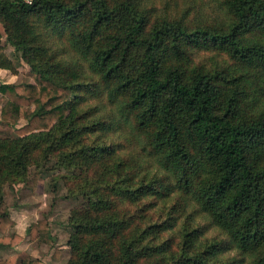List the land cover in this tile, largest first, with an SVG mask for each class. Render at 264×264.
<instances>
[{"label": "trees", "instance_id": "1", "mask_svg": "<svg viewBox=\"0 0 264 264\" xmlns=\"http://www.w3.org/2000/svg\"><path fill=\"white\" fill-rule=\"evenodd\" d=\"M171 3L174 19L156 0H0V68L19 72L6 39L32 80H0L2 115L27 122L0 117V251L54 245L47 219L9 235L3 210L7 185L35 191L42 146L80 172L69 191L88 201L72 212L67 264H264V0ZM195 12L205 23L191 25ZM203 51L231 63L206 69ZM87 94L115 118L90 119ZM19 262L42 264L25 251L4 264Z\"/></svg>", "mask_w": 264, "mask_h": 264}, {"label": "rangeland", "instance_id": "2", "mask_svg": "<svg viewBox=\"0 0 264 264\" xmlns=\"http://www.w3.org/2000/svg\"><path fill=\"white\" fill-rule=\"evenodd\" d=\"M161 1L165 0H156L158 2L159 10L158 13L160 16L169 15L174 19L177 15L181 14V9L174 6L175 4L171 3L170 8L166 10L161 4ZM207 3V1H206ZM205 6V5H203ZM166 11H169L165 14ZM208 13V11H207ZM205 13L197 14L196 12L190 14L188 21L191 25L195 26L199 23H205ZM3 47L5 54L8 58L12 60V63L19 70L17 75H13L10 72L7 73V79L5 77L1 78L2 81H10L15 84L21 83H32L29 76L30 69L27 64L22 62L20 55L15 52L14 48L7 42L6 39H3ZM231 63L230 58L225 54L220 53L219 51H203L198 54L196 58V64L203 66L209 70H216L219 68H224L229 66ZM87 102L85 103L84 109H90V119L93 117H99L103 121H110L115 118L113 111L110 106L105 104L103 98L100 96H94L92 94L86 95ZM5 102L0 103V106L3 107ZM37 111L36 107L27 108L26 112L29 116L33 115ZM2 120L10 125L16 126L17 128L23 127L27 124L26 121L14 120L11 118V115H0ZM111 139L121 140V132L119 130L111 129L110 131ZM121 142V141H120ZM42 146L40 148H34L31 152V162H35L38 157L41 155V177L38 181L35 191L26 184L19 185H7L4 188V208L3 210L10 213V207H23L31 210L30 215L32 214V219H47L51 224L52 236L54 237V247L52 249L47 248L46 246L40 245L39 247H34L35 252H38L40 258H42L46 264H50L48 261L55 259L53 257V251L57 252L60 249L57 260H61L60 264H67L72 257L70 247L68 242L71 238V234L74 232L70 224V218L72 212L77 209H84L88 201L87 199L79 194L71 195L69 189H76L75 177L80 174L77 171H69L67 167L61 166L56 155H50L48 158H44L41 154ZM36 171V167H30L29 173L32 174ZM29 174V175H30ZM29 180V179H28ZM138 207V206H137ZM138 208L141 209L139 206ZM135 207V209H138ZM158 212L156 215H158ZM138 216L143 218L142 211L137 210ZM147 215H151L150 212ZM10 216V215H9ZM152 216V215H151ZM147 220L144 221L142 227H145L149 224ZM166 240V237L161 238L160 242ZM160 242L157 241V245H160ZM55 249V250H54ZM56 260V259H55ZM41 263L42 261L39 260ZM43 264V263H42Z\"/></svg>", "mask_w": 264, "mask_h": 264}, {"label": "crops", "instance_id": "3", "mask_svg": "<svg viewBox=\"0 0 264 264\" xmlns=\"http://www.w3.org/2000/svg\"><path fill=\"white\" fill-rule=\"evenodd\" d=\"M8 72H9L8 70H4V69L0 68V80L3 77H5V79H7L6 77H7ZM2 82L5 84H15L13 82H10L9 80L8 81H2ZM0 98H1V95H0ZM1 113H2V107L0 106V115H1ZM29 213H31V210L28 208H23V207H19V206H17V207L11 206L10 207V213H9L10 219L15 222V226L8 230L9 235L20 234V235L26 237L28 229L30 228V226L32 224L37 223L38 221L42 220V219L33 220L32 219L33 215L32 214L30 215ZM50 227H51V224H50ZM40 245L46 246L49 249H52L54 247V245L49 246L46 244H41L40 242H30L29 239L26 238V240L19 247H17L14 251H9V250L0 251V264H4L5 260L8 257H10L12 254H14L15 252H21V251L28 252L34 260H41L43 264H46L45 261L39 257L38 252H35L36 250H34V247H39ZM59 252H60V249L57 252L53 251V254H54L53 257L56 260L55 259H53V261L49 260L48 262L50 264L62 263L61 260H57ZM19 264H21V262H19Z\"/></svg>", "mask_w": 264, "mask_h": 264}]
</instances>
